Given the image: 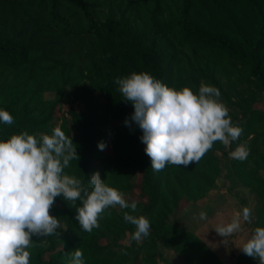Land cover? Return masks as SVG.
Masks as SVG:
<instances>
[{
	"label": "trees",
	"instance_id": "trees-1",
	"mask_svg": "<svg viewBox=\"0 0 264 264\" xmlns=\"http://www.w3.org/2000/svg\"><path fill=\"white\" fill-rule=\"evenodd\" d=\"M143 1V14L138 7L127 8L119 19L97 24L89 0H0V108L13 116L12 124L0 123V139L22 130L50 134L58 105L74 86V98L82 99L84 108L77 111L71 104L74 133L64 132L72 135L79 159L64 171L85 184L99 171L125 199L136 200L135 214L150 221L145 246L164 239L184 264H224L194 232L169 217L183 199L198 201L207 195L220 175L222 158L229 160L241 183L258 191L264 204V150L255 147V133L264 122V108L258 106L264 93V0ZM185 56L190 67L182 62ZM142 71L177 89L217 86L232 122L243 128L240 137L228 146L215 141L187 166L166 164L154 171L139 139L141 130L124 124L133 106L115 83ZM83 77L91 85H78ZM51 90L57 96L46 98ZM112 116L120 126L111 134ZM251 134L255 137L248 141ZM101 140L103 150L97 147ZM240 143L250 148L243 161L229 156ZM80 203L54 199L49 211L60 226L56 233L32 237L30 264H67L76 247L84 264L127 262V254L111 260L109 245L132 239L134 226L123 219L128 209L110 206L99 227L84 232L74 218ZM258 225L264 226V216ZM236 264L259 261L241 251Z\"/></svg>",
	"mask_w": 264,
	"mask_h": 264
},
{
	"label": "clouds",
	"instance_id": "clouds-1",
	"mask_svg": "<svg viewBox=\"0 0 264 264\" xmlns=\"http://www.w3.org/2000/svg\"><path fill=\"white\" fill-rule=\"evenodd\" d=\"M115 83L122 98L133 106L124 124H135L141 130L139 139L154 171L166 164L187 166L197 162L215 141L228 146L243 131L242 126L232 122L215 85L201 83L196 91L189 86L177 89L146 71L118 77ZM12 122V114L0 108V123ZM105 146L103 140L98 141L99 149ZM76 149L72 135L59 126L53 127L50 134L22 130L0 139V264H30L28 248L32 237L57 232L58 216L49 211L57 196L66 202H81L74 218L84 232L99 227L105 209L119 205L128 209L123 212V219L134 226L132 239L139 242L149 235V219L135 214L137 201L125 199L121 191L105 182L99 171L91 174L87 184L64 171L70 161H78ZM249 153L250 148L240 143L229 156L243 161ZM206 216L205 211H200V219ZM251 216V209L244 206L230 221L213 228L225 238L239 232L242 221L250 222ZM239 247L264 264V226H256ZM67 264H84L79 247L71 252Z\"/></svg>",
	"mask_w": 264,
	"mask_h": 264
},
{
	"label": "rangeland",
	"instance_id": "rangeland-1",
	"mask_svg": "<svg viewBox=\"0 0 264 264\" xmlns=\"http://www.w3.org/2000/svg\"><path fill=\"white\" fill-rule=\"evenodd\" d=\"M92 4V18L97 24L105 23L107 20L119 19L122 11L127 8L138 7L139 15L144 13L143 0H89ZM131 2L128 6V3ZM143 18H139L141 22ZM185 50L186 55L188 51ZM183 63L189 66V57L185 56ZM190 69V68H189ZM85 74H89L85 71ZM78 80V79H77ZM91 85L90 81L85 77L77 81L80 85ZM182 88V87H181ZM74 86H69L65 91L63 101L58 105L56 118L53 121V127L59 126L63 131L69 130L74 133V125L71 120L70 107L74 105L77 111L84 108L82 99L74 98ZM57 92L54 90L45 93L46 98H55ZM220 99L225 103L223 96ZM258 106L264 108V93ZM230 108V107H229ZM120 126V121L116 117L110 119V133ZM259 130L255 147L264 150V122L259 123ZM255 137L251 134L248 141ZM110 146V145H109ZM110 149V147H109ZM220 165L222 166L220 175L214 182L212 188L207 195L198 201H187L183 199L180 202L178 211L169 217L174 225H179L194 232L224 264H236L237 255L242 251L239 245H242L252 234V230L256 227V221L264 216V204L261 201L258 191L241 183L235 176L230 167L229 160L222 158ZM244 206H248L252 211L251 221H242V227L239 232H235L225 238L215 232L217 224L230 221L231 217ZM205 211L207 216L205 219L199 218L200 211ZM144 241L148 238H142L139 242L125 238L123 244H114L110 241L109 247L113 251L111 260L115 261L122 254H127V262L125 264H184L168 245L166 240L159 239L155 244L145 246ZM138 254V258L135 257ZM137 258V262L133 260Z\"/></svg>",
	"mask_w": 264,
	"mask_h": 264
}]
</instances>
